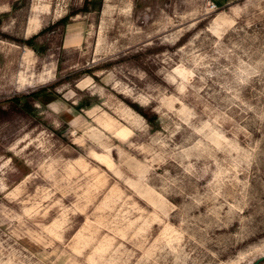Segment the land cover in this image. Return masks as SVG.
Returning a JSON list of instances; mask_svg holds the SVG:
<instances>
[{"label":"rangeland","instance_id":"1","mask_svg":"<svg viewBox=\"0 0 264 264\" xmlns=\"http://www.w3.org/2000/svg\"><path fill=\"white\" fill-rule=\"evenodd\" d=\"M0 15V264L264 256V0Z\"/></svg>","mask_w":264,"mask_h":264},{"label":"trees","instance_id":"2","mask_svg":"<svg viewBox=\"0 0 264 264\" xmlns=\"http://www.w3.org/2000/svg\"><path fill=\"white\" fill-rule=\"evenodd\" d=\"M83 11H88V7H85V8L83 9ZM2 17H3V15H0V23H1ZM68 19H69L68 15L65 16V17H63V18L60 20V24H62L63 26H66L67 23H68ZM34 40H35V37H34V36L31 37V40H30V41L33 42ZM30 45L32 46V48H34V50H37V47H36V44H35V43H30ZM143 115H144L146 118H149V117L147 116L146 113H143ZM150 121L153 123V122H154L153 118H152V120L150 119Z\"/></svg>","mask_w":264,"mask_h":264},{"label":"water","instance_id":"3","mask_svg":"<svg viewBox=\"0 0 264 264\" xmlns=\"http://www.w3.org/2000/svg\"><path fill=\"white\" fill-rule=\"evenodd\" d=\"M264 256L259 257L256 261H254L252 264H258L260 261H262Z\"/></svg>","mask_w":264,"mask_h":264}]
</instances>
